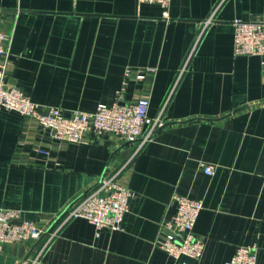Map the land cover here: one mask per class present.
Returning <instances> with one entry per match:
<instances>
[{
	"label": "crops",
	"instance_id": "0c3cea01",
	"mask_svg": "<svg viewBox=\"0 0 264 264\" xmlns=\"http://www.w3.org/2000/svg\"><path fill=\"white\" fill-rule=\"evenodd\" d=\"M236 18L264 21V0H171L167 19L138 0H0L6 82L40 109L93 112L121 93L125 103L147 99L164 121L138 149L112 134L59 141L0 108V209L47 231L34 244H2L0 264H175L157 246L174 195L203 204L199 264L252 245L264 264V64L234 56ZM114 172L132 193L121 229L62 224L66 207Z\"/></svg>",
	"mask_w": 264,
	"mask_h": 264
},
{
	"label": "built area",
	"instance_id": "2783aa9c",
	"mask_svg": "<svg viewBox=\"0 0 264 264\" xmlns=\"http://www.w3.org/2000/svg\"><path fill=\"white\" fill-rule=\"evenodd\" d=\"M171 0H138L140 4L158 5L163 17L168 18ZM212 16V15H211ZM211 16L203 28L212 23ZM234 56H260L264 64V21H248L236 18L232 21ZM10 38L0 30V108L12 110L30 118L42 129L52 132L54 139L63 142L80 143L85 135L103 136L112 134L126 143H136L138 149L149 142L156 131L164 125L162 118L149 115V101L139 99L135 103L122 101L121 93L111 106L99 105L93 112H66L58 108L40 109L18 87L9 85L5 71L9 61ZM129 75V72L126 74ZM142 78V75L137 76ZM205 174L211 175L213 167L203 165ZM118 172L103 174L98 182L85 194L74 199L64 210L62 224L71 219L83 218L96 231L121 229L124 215L128 212V201L132 193L117 181ZM175 212L161 224L162 234L157 246L175 264H199L204 242L194 232L197 218L203 208L200 200L174 195ZM34 222L24 220L20 210L0 209V247L5 243H37L46 234ZM56 232L49 234L53 238ZM186 257L191 261L180 260ZM257 248L239 247L231 260L224 264H256ZM38 263V256L32 264Z\"/></svg>",
	"mask_w": 264,
	"mask_h": 264
},
{
	"label": "water",
	"instance_id": "95a60500",
	"mask_svg": "<svg viewBox=\"0 0 264 264\" xmlns=\"http://www.w3.org/2000/svg\"><path fill=\"white\" fill-rule=\"evenodd\" d=\"M174 206H175V204H174Z\"/></svg>",
	"mask_w": 264,
	"mask_h": 264
}]
</instances>
